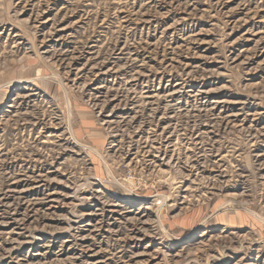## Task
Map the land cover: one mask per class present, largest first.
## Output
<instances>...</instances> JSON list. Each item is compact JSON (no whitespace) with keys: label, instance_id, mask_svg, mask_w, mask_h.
Instances as JSON below:
<instances>
[{"label":"rangeland","instance_id":"374dc122","mask_svg":"<svg viewBox=\"0 0 264 264\" xmlns=\"http://www.w3.org/2000/svg\"><path fill=\"white\" fill-rule=\"evenodd\" d=\"M0 264H264V0H0Z\"/></svg>","mask_w":264,"mask_h":264}]
</instances>
